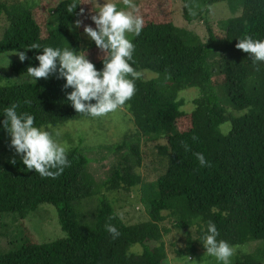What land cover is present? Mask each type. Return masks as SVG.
Listing matches in <instances>:
<instances>
[{"label": "trees", "instance_id": "obj_1", "mask_svg": "<svg viewBox=\"0 0 264 264\" xmlns=\"http://www.w3.org/2000/svg\"><path fill=\"white\" fill-rule=\"evenodd\" d=\"M182 2L188 22L204 19L210 6L224 2L239 7L241 14L219 20L217 30L207 25L208 39L203 41L174 24L172 0L135 1L145 25L133 39V66L155 77L138 80L136 94L121 107L130 113L134 133L129 138L128 130L114 145L117 159L101 182L89 172V158L79 146L70 148L71 166L55 179L29 172L20 163L0 169V220L3 215L24 219L48 204L56 209L66 233L65 238L38 242L22 224L20 239L0 252V264H163L168 254L199 259L206 253L201 226L209 221L216 224L218 239L232 246L263 242L253 252L236 254L233 264H264V62L254 64L236 47L245 36L264 39V0ZM72 3L78 7L70 13ZM91 9L95 10V0H0V17L5 19L0 54L25 51L27 58L10 66L17 74L38 66L35 56L49 46L86 50L101 69L103 53L82 37L84 25L95 27ZM77 19L83 22L80 28L75 27ZM34 43L41 48L29 50ZM65 83L54 79L1 88L0 122L3 109L13 103L19 105L18 112L34 115L37 126L90 118L77 113L67 100L72 89H65ZM189 88L197 89L198 96L186 112L180 94ZM222 98L232 112L221 105ZM233 111L247 113L235 116ZM227 123L225 133L221 126ZM5 133L0 124V136ZM141 137L145 144L162 141L153 147L152 160L158 167L152 180L139 173ZM185 144L190 151H185ZM198 152L211 167L199 165L194 155ZM117 192L135 193L149 219L126 224L105 195ZM95 197L96 203L86 207ZM168 219L180 230L194 228L181 247H166ZM109 223L120 231L115 240L106 231ZM137 244L143 246L139 251L132 249Z\"/></svg>", "mask_w": 264, "mask_h": 264}, {"label": "clouds", "instance_id": "obj_2", "mask_svg": "<svg viewBox=\"0 0 264 264\" xmlns=\"http://www.w3.org/2000/svg\"><path fill=\"white\" fill-rule=\"evenodd\" d=\"M95 0V10L90 19L95 27L84 25V33L95 43L103 53L101 57L103 67L97 69L88 58L86 50L75 48L44 47L42 54L35 56L39 61L36 67H28L27 75L35 81L37 78L47 79L51 74L64 79V88H71L67 100L77 113L91 117H102L123 107L136 94V82L142 79L144 73L133 66L136 45L135 37H139L144 29L143 16L137 14L134 0ZM78 7L72 3L68 11L73 12ZM83 14L84 9L80 10ZM82 21L77 19L75 27L80 28ZM236 47L248 53L254 64L264 62V39H254L245 36L238 39ZM29 50H39V44L27 47ZM19 59L23 62L27 57L19 52ZM26 104L30 101L25 100ZM18 104H11L3 109V121L0 122L10 135V146L15 154L21 157L26 170L35 171L41 177L55 179L63 174L65 168L71 166L68 159L70 146L61 141L60 129L37 126L35 116L28 112H18ZM197 139L193 137V140ZM185 151L190 147L185 144ZM201 167H211L203 153H194ZM16 163L15 159L11 161ZM213 211H216L213 209ZM106 231L112 239L120 236L118 228L109 223ZM201 241L205 255L214 257L218 264H231V258L236 247L227 241L218 239L220 233L214 222L202 225Z\"/></svg>", "mask_w": 264, "mask_h": 264}, {"label": "rangeland", "instance_id": "obj_3", "mask_svg": "<svg viewBox=\"0 0 264 264\" xmlns=\"http://www.w3.org/2000/svg\"><path fill=\"white\" fill-rule=\"evenodd\" d=\"M135 1L136 0H134V2ZM98 2L102 3L103 0H98ZM120 2L123 7L122 0H120ZM172 4L174 24L177 27L185 28L186 30L196 33L203 41L208 39L207 25H209L212 30H217L219 20L236 17L241 14V9L239 7L232 8L229 3L224 2L210 6L204 19H196L192 22H188L183 17L182 0H172ZM4 26L5 19L0 17V36H2L1 33ZM82 37L85 41L90 40L86 34H83ZM85 47L86 45H81V49ZM19 52L25 53V51H12L0 54V89L9 86L35 84V81L27 74H17L11 71V64L21 63L18 55ZM143 73V79L155 77L153 72L144 70ZM54 79L59 78H57L56 74H51L47 79L37 78L36 83L42 80L49 81ZM197 96L198 90L195 88H189L180 94V98L185 102L183 107L184 111L190 112L194 108V99ZM220 103L228 111L232 112L225 98H222ZM246 113L247 111H233L235 116H242ZM131 119L130 113L125 108H120L102 117L71 120L63 125L48 126L45 128L49 130L60 129L62 135L59 139L61 141L66 142L70 148L72 146L83 148L90 161L88 165L89 172L97 182H101L108 177L110 168L117 159L114 145L123 139L128 130H130L129 138L135 131V126ZM221 128L222 131L226 133L229 129V124H224ZM10 139L8 132L0 136V169L7 164H11L13 159H15L16 163L23 164L21 157L16 155L14 149L10 146ZM145 140L146 139L143 137L139 140L143 155L141 162L142 167L139 169V173L142 177L152 180L157 175L155 170L158 167L156 165L157 162L152 160V152H154L153 147L156 144L162 143V141H149L145 144ZM105 195L114 203L115 210L126 224H136L149 219L147 208L135 193L128 196L121 192H117L116 194L106 193ZM96 201V197L87 200L86 207H92ZM170 221L171 220L168 219L164 222V226L170 229L164 236L166 247L168 248L170 243H175L181 247L187 238L194 235V228L180 230ZM22 224L29 229V232L38 242L53 241L66 237V233L62 231L58 222L56 209L51 205L41 204L36 211L30 213V215L24 219H20L18 215H3L0 220V252H4V250L11 248L13 243L15 244L16 240L20 239ZM262 244L263 242L254 241L245 245L235 246L236 252L231 258V264H233L236 254L253 252ZM141 247H143L141 244H137L133 246L132 249L139 251ZM163 264H218V262L214 257L205 254L199 259L193 257L176 259L173 258L171 254H168V258Z\"/></svg>", "mask_w": 264, "mask_h": 264}]
</instances>
